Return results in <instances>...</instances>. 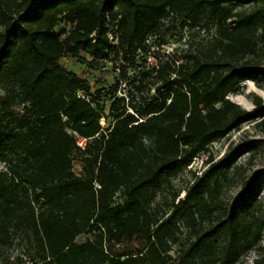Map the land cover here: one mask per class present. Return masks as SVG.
Listing matches in <instances>:
<instances>
[{
  "label": "trees",
  "instance_id": "obj_1",
  "mask_svg": "<svg viewBox=\"0 0 264 264\" xmlns=\"http://www.w3.org/2000/svg\"><path fill=\"white\" fill-rule=\"evenodd\" d=\"M177 23L215 34L158 58ZM263 46L264 0H0V240L22 233L38 264H244L262 239L264 177L222 192L256 140L209 155L166 209L156 198L209 144L264 125L260 97L252 111L229 98L247 79L262 88ZM63 57L114 80L93 87Z\"/></svg>",
  "mask_w": 264,
  "mask_h": 264
},
{
  "label": "rangeland",
  "instance_id": "obj_2",
  "mask_svg": "<svg viewBox=\"0 0 264 264\" xmlns=\"http://www.w3.org/2000/svg\"><path fill=\"white\" fill-rule=\"evenodd\" d=\"M240 6H236L239 9ZM214 27L206 29L202 26H191L189 24L181 25L175 24L172 28L166 30L165 43L154 48V52L158 58L165 59L170 55L176 53H182L184 50L195 51L202 49L208 45V41L214 36ZM150 38L149 41H153ZM157 57L153 55L147 56V63L154 64ZM260 65L264 70V46L258 53ZM60 63L68 70L76 72L80 76L88 77L93 87H100L103 85H110L113 82L112 74H103L107 71L104 70L100 73L99 70H93L89 72L85 66L78 62H74L71 58L63 57ZM104 68L111 70V64H105ZM108 70V71H109ZM111 73V72H110ZM262 88H259L254 81L244 80L240 83L239 93H231L229 98L240 104L243 108L252 111L257 107L252 102V98L258 96L262 99L264 105V77L259 81ZM126 89V82L123 81L118 89V94H123ZM1 94V91H0ZM110 123V119H102V126L106 127ZM256 140L257 143L252 151H245L238 156L236 164L238 168L234 171L233 182L225 183L223 187V198L231 200L243 187V183L251 178L255 173H259L264 177V125L258 126L254 121L244 122L240 128L230 131L225 137L220 138L207 146L206 151L198 153L188 164L186 168L181 170L179 174L171 180V185L161 190L156 198V204L162 209H166L167 203H169L172 194L179 192V197L184 195V189L189 186L193 181L195 175L201 174V172L207 167L206 159L211 155L215 160L221 157L230 147H236L239 144H243L248 140ZM0 169L4 170V165L0 163ZM78 171L79 168L75 167ZM260 200L264 209V184L260 189ZM13 237L7 243L0 240V264H38L36 262L32 246L24 239V236L20 232L12 234ZM87 235H80L78 241H83ZM189 237L188 230L185 227H181L179 233L180 245L181 242L185 243ZM180 245L173 246L170 252L174 258L178 255V249ZM264 247V230L262 232V239L259 244V248ZM253 249L242 256L244 264H251L253 261L262 256L264 257V249ZM39 264H41L39 262Z\"/></svg>",
  "mask_w": 264,
  "mask_h": 264
},
{
  "label": "built area",
  "instance_id": "obj_3",
  "mask_svg": "<svg viewBox=\"0 0 264 264\" xmlns=\"http://www.w3.org/2000/svg\"><path fill=\"white\" fill-rule=\"evenodd\" d=\"M77 144L80 146V147H84L85 145V139L84 138H78L77 139Z\"/></svg>",
  "mask_w": 264,
  "mask_h": 264
}]
</instances>
